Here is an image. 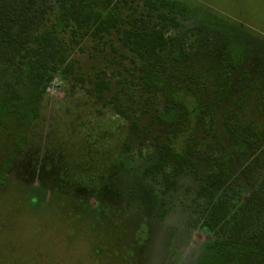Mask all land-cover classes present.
<instances>
[{
	"label": "rangeland",
	"instance_id": "374dc122",
	"mask_svg": "<svg viewBox=\"0 0 264 264\" xmlns=\"http://www.w3.org/2000/svg\"><path fill=\"white\" fill-rule=\"evenodd\" d=\"M177 1L187 9L182 27L172 30L188 52L179 69L184 85L204 99L199 109L195 98L177 95L188 118L144 90L115 38L117 51L109 39H83L67 51L70 66L39 90L26 72L21 99L8 106L0 99V264H234L202 226L209 164L196 159L194 172L171 190L163 184L168 170L154 171V164L165 142L177 151L199 143L204 151L215 133L240 174L225 192L211 189L216 198L227 193L232 206L246 200L242 171L264 155V0ZM53 23L48 10L33 30ZM56 29L69 39L61 23ZM99 78L111 83L101 97ZM249 127L257 138L246 135ZM243 135L255 149L234 145Z\"/></svg>",
	"mask_w": 264,
	"mask_h": 264
},
{
	"label": "trees",
	"instance_id": "16d2710c",
	"mask_svg": "<svg viewBox=\"0 0 264 264\" xmlns=\"http://www.w3.org/2000/svg\"><path fill=\"white\" fill-rule=\"evenodd\" d=\"M134 3L138 5L133 6ZM112 5L113 0L103 5L101 0H0L1 104L8 106L21 99L20 86L26 72L39 90L50 75L65 71L70 66L67 51L80 45L83 39L92 38L99 43L109 39L112 49L117 51L113 45L115 38L124 51L121 57L135 65L144 90L160 94L172 108L180 107L183 117L188 118L191 112L178 100L179 93L195 98L201 109L203 97L193 87L184 85L179 69L180 60L187 58L188 52L184 46L178 47L172 36V30L182 27L186 7L177 0H122L116 2L115 8ZM122 9L127 13L122 14ZM48 10L55 23L49 28L33 30L39 17L47 16ZM56 23L69 31L68 40L58 36ZM9 70L10 79L6 78ZM77 80L85 81L84 77ZM110 88V81L99 78L95 82L94 90L99 97ZM219 106L220 99L216 104ZM115 109L121 117L130 119L119 106ZM210 117L212 126L214 118L212 114ZM247 130L250 139L257 138L252 127ZM212 137V142L202 145L204 151L197 149L199 143H186L177 151L173 143L165 142L160 147L154 171L168 170L163 175V184L171 190L178 185L179 177L194 172L196 159L209 164V180L202 190L210 200L202 214V226L214 236V248L226 262L264 264V155L256 154L242 171L248 181L249 195L240 205L232 206L227 193L216 198L211 186L217 185L225 192L237 182L240 169L219 136L213 133ZM242 138L236 137L234 145L245 143L255 149L253 141L244 135Z\"/></svg>",
	"mask_w": 264,
	"mask_h": 264
}]
</instances>
